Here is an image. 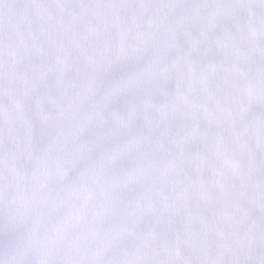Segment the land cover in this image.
I'll return each instance as SVG.
<instances>
[{"label": "snow or ice", "instance_id": "snow-or-ice-1", "mask_svg": "<svg viewBox=\"0 0 264 264\" xmlns=\"http://www.w3.org/2000/svg\"><path fill=\"white\" fill-rule=\"evenodd\" d=\"M0 264H264V0H0Z\"/></svg>", "mask_w": 264, "mask_h": 264}]
</instances>
